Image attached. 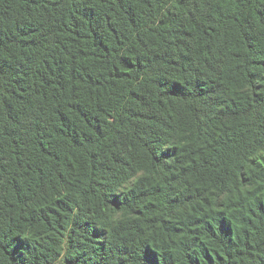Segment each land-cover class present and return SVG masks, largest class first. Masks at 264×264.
<instances>
[{
  "label": "trees",
  "instance_id": "1",
  "mask_svg": "<svg viewBox=\"0 0 264 264\" xmlns=\"http://www.w3.org/2000/svg\"><path fill=\"white\" fill-rule=\"evenodd\" d=\"M0 264H264V0H0Z\"/></svg>",
  "mask_w": 264,
  "mask_h": 264
}]
</instances>
